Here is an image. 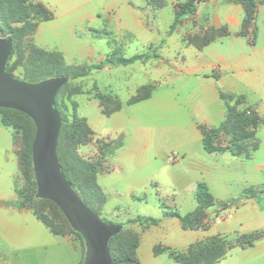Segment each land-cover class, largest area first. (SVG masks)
<instances>
[{
    "label": "rangeland",
    "instance_id": "374dc122",
    "mask_svg": "<svg viewBox=\"0 0 264 264\" xmlns=\"http://www.w3.org/2000/svg\"><path fill=\"white\" fill-rule=\"evenodd\" d=\"M113 1L88 0L77 9L59 3L57 11H60L59 13L67 11V13L59 14L53 20L56 21L55 31L44 33L47 34L46 43L53 48L59 44L68 45L69 54L64 56L60 52L64 64L67 65H87L109 55L128 57L143 53L164 39L162 47L157 49L159 57L128 65H106L84 76L72 78L57 92L55 103L62 112L63 120L70 121L74 115L84 119V127L79 134L75 151L85 160H101L97 183L108 197L106 209L118 204L122 215L127 218L158 217L163 211L160 205L163 203L166 210L184 213L190 209L189 204L195 201L193 193L184 196L182 191L184 182L194 175L195 170L191 164L201 158L211 162L214 157L202 149L201 143L194 141V130L187 125L191 112L188 105L183 102V91L190 90L192 87L176 90L171 86V80L183 70L185 59L190 62L191 59L193 60L190 58L189 49L200 51L210 43L228 36H248L244 49L247 45L248 48L254 45L256 42L254 21L249 26L243 27L244 9L236 0H199L194 14L181 20L175 29L166 35L177 5L186 0H177L180 2L173 4L175 0H141L138 9L144 13L143 22L146 29L143 33L140 34L138 31L124 33L108 26L91 29L96 49L94 53L83 56L73 46L67 31V23L73 24L75 34L83 36L85 22L84 24L81 22L84 18L81 16L82 13L94 9L98 11L100 17H104L107 7ZM261 2L262 0L257 1L255 14L257 5ZM225 3L239 5L242 10V19L236 29H230L226 23L214 21V18L222 13L223 8L220 6ZM228 12L234 14L230 8ZM45 23L48 25L52 22L47 20ZM242 30L245 32L242 33ZM34 33L24 37L22 53L13 55L9 61V69L17 78H24L25 59L32 45H35ZM0 36L7 35L0 34ZM205 39L210 40L202 45ZM237 48L241 51L240 47L237 46ZM232 92L244 97L243 103L239 104L236 110L244 109L247 105L256 110L259 104L258 97L250 88L238 85ZM138 96L147 97L130 102ZM259 111L260 119L263 121L264 104L259 105ZM182 114L186 115V120H182ZM2 116L3 113L0 112V123L8 128L4 130L8 135L7 142L15 146L19 157L25 143V128L23 124L4 125L1 122ZM137 129H143L144 133L138 135ZM251 129L253 130V126H248V130L251 131ZM5 133L3 132L0 137V145L6 142ZM119 137L123 140V146L103 156L106 145L118 140ZM255 137L259 147L253 152L251 161L264 159V123L257 127ZM227 138L228 135L221 133L217 143L224 145ZM182 151H186L187 154L185 162L182 159L184 156ZM14 169L17 170L16 167ZM222 171L223 175L219 174L221 178L211 183V188L215 196L228 194L233 204L241 195L244 186L264 185V181L262 183L254 181L252 185H246L247 183L240 177L243 173L240 169L228 168L227 165V168H223ZM16 178L19 191L27 194L35 191L31 173H21L20 168V172L17 170ZM220 182L224 183V188H227L228 192L222 193ZM131 187L138 193L144 192L146 201L130 200L126 192ZM225 203L230 205L227 201ZM39 205L43 206V213L49 218L57 212L50 202L36 204V206ZM100 217L107 222L114 220L105 214H101ZM129 224L130 222L125 224L126 227L124 226L121 234L115 238L114 247L126 235ZM254 224L264 226L261 218L257 223L254 221ZM46 233L49 232L46 230ZM66 235L75 236L71 233ZM52 236L63 244L61 236ZM61 244L50 249L53 252H61L62 257L54 258L52 255L49 257L48 254L42 253L39 257L40 261L47 260L48 264H68L72 257L71 251L67 244L61 250ZM147 258L145 264H180L170 260L165 254L157 257L150 255ZM16 259L15 264H38V259L32 256L29 257L28 262L21 261L20 257Z\"/></svg>",
    "mask_w": 264,
    "mask_h": 264
},
{
    "label": "crops",
    "instance_id": "0c3cea01",
    "mask_svg": "<svg viewBox=\"0 0 264 264\" xmlns=\"http://www.w3.org/2000/svg\"><path fill=\"white\" fill-rule=\"evenodd\" d=\"M35 1L42 3L52 12L53 16L48 20L52 23L48 25L45 23L47 20L38 22L33 36L34 44L40 48L59 51L64 56L69 54V47L66 44H59V46L54 48L49 46L46 43L47 34L44 33H53L55 31L54 24L56 23L53 20L57 18V15L67 13V11L64 13L57 11L59 3L66 7L77 9L88 0ZM140 1L114 0L107 7L104 17H100L98 11L94 9L83 12L81 15L82 18L84 17L81 21L82 24L85 22L83 36L75 34L73 24L67 23V31L69 36H71L73 46L83 56L94 53L96 44L93 43L94 37L91 35V29L107 26L109 28L112 27L114 30L116 29L115 31H124V33H135L136 31L140 34L143 33L146 27L143 22L144 13L138 9ZM178 2L180 1L175 0L172 4ZM220 7L223 8L222 13L216 17L214 16V21L226 23L230 26V29L238 28L242 19L240 6L225 3ZM228 8L233 11V15L228 12ZM254 25L256 28V42L254 45H250L249 48L247 45L246 49H244L248 36H228L210 43L200 51L189 49L190 58H193V60L191 59L190 62L185 59L183 70L175 78H172L171 83L169 82L176 90L192 87L190 90L183 91V102L188 105L191 112L187 125L194 130L195 142L201 143L202 133L199 129L200 125L210 128L216 127L226 117L225 104L220 99L218 90L228 93L232 92L238 85L250 88L258 97L257 102L259 104L256 107V111L261 115L259 105L264 104V0L257 5ZM166 35H169L168 30ZM237 46L240 47L241 51ZM213 73L217 75V78L212 76ZM181 118L186 120V115L182 114ZM4 130H8V128L0 123V137L3 132L5 133ZM136 132L138 135L144 133L143 129H137ZM4 136L6 142L0 145V264H15L17 257H20L23 262H28L31 256L38 259V264H48L47 260L40 261L39 257H41L42 253L48 254L49 257L51 255L54 258L62 257L61 252H53L50 249L61 244V241L52 235L63 238V244H61L62 246L60 245L61 250L67 244L68 249L71 251L72 257L68 264H78L82 257V247L75 236L52 233L36 217L31 208L16 207L14 205L18 198L16 173L17 170L20 172L19 157L16 154L15 146L13 144L9 145L7 142L8 135L5 133ZM202 149L204 150L203 146ZM253 152L250 158L232 156L228 151L213 152L209 153L214 157L211 162L208 160L204 161L201 158L191 164L195 171L194 175H192L193 177L183 184L182 191L184 196L190 193L194 195L196 183L202 180L207 183L215 200V206L205 209L204 212L206 228L184 229L179 218L164 216V210L158 217H155L159 218V222L156 225L142 228L138 222L130 223L127 227L128 230L138 236L136 258L140 264H145L148 260L147 257L150 255L157 257L162 254H165L170 260L180 263L174 260L167 251L155 254L153 248L156 245L165 246L177 252H185L190 244L211 236H222L232 240L239 234L263 229L264 226L253 225V222L256 221L257 223L261 218L264 225V194L253 198H241L235 201L234 204L221 206L224 201H227V203L230 201V196L226 193H224V196H215L211 188V183L221 178L220 176L223 175L222 169H226L227 165L228 168L234 167L243 172L240 177L247 183L246 185H252L254 181L262 183L264 181V159L251 161ZM182 153L184 155L182 159L185 162L187 160L186 151H182ZM244 188L246 187L244 186ZM220 190L222 193L228 192L227 188H224V183L220 184ZM126 195L133 201H146L147 198L144 192L142 194L138 193L133 187L128 188ZM105 197L106 200L102 205L100 215L110 216L114 219L112 220L113 223L122 224L128 219H132L122 215L118 204L106 209L105 204L108 200L106 194ZM217 201H220V204H217ZM189 205L190 209L184 213H180L177 210H166L167 208L165 210L175 211L183 215L195 208L196 200ZM46 230L49 233H46ZM212 264H264V237L249 247L240 248L236 246L231 248L223 257Z\"/></svg>",
    "mask_w": 264,
    "mask_h": 264
},
{
    "label": "trees",
    "instance_id": "16d2710c",
    "mask_svg": "<svg viewBox=\"0 0 264 264\" xmlns=\"http://www.w3.org/2000/svg\"><path fill=\"white\" fill-rule=\"evenodd\" d=\"M236 1H238L244 9L242 25L245 28L254 21L255 6L258 0ZM197 2H199V0H186L177 5L173 20L168 29V34L175 29L176 25L182 19L194 14ZM52 16L50 10L42 3L35 0H0V34L9 35L13 40V47L6 64V71L8 73L13 75L9 69V61L13 55H20L22 53L24 37L35 32L38 22L49 20ZM244 32L245 30H242V33ZM209 40L205 39L202 45L207 44ZM163 43L164 39H162L157 46L150 47L148 51L143 53H136L128 57H114V55H109L98 62L89 63L87 65L64 64L63 56L59 51L43 50L32 45L25 59L23 79L27 81H39L51 76L67 75L70 80L75 77L84 76L92 70L102 69L106 65L117 66L128 65L134 62H143L148 58H158L159 54L157 53V48L161 47ZM13 76L16 77L15 75ZM212 76L217 78L215 73H213ZM218 95L220 99L224 101L226 117L216 127L199 126L202 133L201 144L204 150L208 153L228 151L232 156L250 158L252 152L258 147V142L255 137L256 129L260 124L264 123V120L261 121L257 111L249 105L244 109L236 110V107L243 103L244 97L241 94L238 95L233 92L226 93L218 90ZM147 96H138L137 98L131 99L130 102L146 98ZM55 107L59 111L62 119L57 144V156L61 169L66 178L71 181L72 187L80 195L83 202L100 215L102 205L106 200L104 191L97 183V173L100 168L101 160H85L75 151V145L78 141L79 134L84 127V119L74 115L70 121H65L56 103ZM0 112L3 113L1 122L4 125L23 124L25 128V143L19 156L20 168L21 173H31L33 175L31 161V145L35 135L33 121L29 116L16 109L0 107ZM250 125L253 126V130L251 129V131L248 130V126ZM221 133L228 135L227 142L224 145L217 143ZM122 144L123 140L121 137L107 144L103 156L113 153L116 149L120 148ZM35 192L36 184L35 191H33L32 194L23 193L17 189L18 198L14 202V205L16 207L31 208L36 217L54 234H74L80 241L82 247V257L78 263L80 264L84 254V244L80 234L69 226L64 215L55 203L48 199L37 198ZM262 194H264V185L258 187L248 186L244 188L237 200L241 198L258 197ZM194 196L196 200L195 208L183 215L175 211H166V206L162 203L164 216L179 218L184 229L206 228V224L204 223V212L205 209L215 206V200L205 181L200 180L196 183ZM39 202H50L57 211L55 215L49 218L43 213L42 205L36 206ZM228 203L233 204L231 201H228ZM225 204L224 201L221 206ZM129 222H138L142 228H146L150 225L158 224L159 218L143 216L132 218L122 223V229L109 240L110 264H140L136 258V247L138 245V236L136 234L128 230L126 235L118 242L117 246H113L115 238L121 234L125 224ZM263 237L264 228L250 233L239 234L232 240L222 236H211L190 244L185 252L173 251L160 245L154 246L153 252L158 254L167 251L174 260L184 264H212L217 259L223 257L231 248L236 246L240 248L249 247Z\"/></svg>",
    "mask_w": 264,
    "mask_h": 264
},
{
    "label": "water",
    "instance_id": "95a60500",
    "mask_svg": "<svg viewBox=\"0 0 264 264\" xmlns=\"http://www.w3.org/2000/svg\"><path fill=\"white\" fill-rule=\"evenodd\" d=\"M13 40L0 36V107L16 109L31 118L35 135L31 145L35 196L57 205L69 226L80 234L84 254L80 264H110L109 240L123 227L103 220L87 206L61 169L57 156L61 116L55 97L69 76H51L39 81L17 78L6 71ZM220 204V201L216 202Z\"/></svg>",
    "mask_w": 264,
    "mask_h": 264
}]
</instances>
